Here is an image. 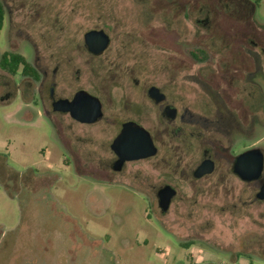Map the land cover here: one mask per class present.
Masks as SVG:
<instances>
[{
	"label": "rangeland",
	"instance_id": "374dc122",
	"mask_svg": "<svg viewBox=\"0 0 264 264\" xmlns=\"http://www.w3.org/2000/svg\"><path fill=\"white\" fill-rule=\"evenodd\" d=\"M2 1L0 57L20 53L50 75L63 63L58 96L72 95L78 87L96 94L104 76L119 119L137 118L121 92L133 93L134 77L169 91L183 89L193 101L197 91L204 95L196 78L217 85L226 70L235 69L220 66L225 59L248 52L252 40L264 50V0ZM164 23L172 27L165 30ZM97 27L112 36L110 56L86 61L77 55V44ZM127 32L152 44L151 55L140 60L152 62L150 70L165 60L162 54L183 56L185 62L170 59L175 75L118 72L116 66L122 71L135 61L114 51ZM198 48L211 60L192 65L186 54ZM104 65L98 77L94 69ZM198 70L199 77L187 75ZM48 86L41 88L46 101ZM38 91V82L21 68L10 74L0 67V264H264V204L244 203L250 189L233 177L226 186L217 176L212 185L180 184L178 197L162 211L157 191L170 177V162L161 164L159 157L128 162L115 172L109 146L113 126L45 116ZM234 94L229 90L225 98ZM145 117L141 114L143 123L150 124ZM254 139L264 148V125ZM196 157L184 156V164Z\"/></svg>",
	"mask_w": 264,
	"mask_h": 264
},
{
	"label": "flooded vegetation",
	"instance_id": "af4514ba",
	"mask_svg": "<svg viewBox=\"0 0 264 264\" xmlns=\"http://www.w3.org/2000/svg\"><path fill=\"white\" fill-rule=\"evenodd\" d=\"M2 3L6 12L5 4L3 1ZM181 8L185 9L184 6ZM182 15L185 16V11L182 12ZM195 23L199 25L201 20L196 18ZM169 25H172V23H167L165 30L172 27ZM90 30H103L108 36L107 46L98 53L91 51L86 42L85 34ZM90 30L85 32L83 40L77 44V55L85 57L86 61L87 57L89 60L101 57L103 59L109 58L108 52L111 49L113 39L106 27H97ZM127 35L128 38L121 40L114 51L117 57L131 54L135 61L132 66L122 69V71L119 66H116L118 72L120 71L128 76L129 74L135 76L137 70H139L146 72L147 75L154 73L167 76L177 69L175 68V63L170 62V59H180L185 62L183 56L176 58L161 53L162 56L164 55L165 60L160 64H155L156 71H152V69H149V67L153 66L152 62L143 63V61H140L143 57L151 55L148 48H153L152 44L144 37H135L133 32H127ZM139 45L142 48L138 50ZM261 49V44L252 40L250 48H247L248 52L239 53L225 59L226 62L220 64V66H234L235 69L226 70L228 75H226V78L224 77V81L221 80V83L215 81L217 85L213 86L204 79L196 78L195 81L199 87L201 86L200 89L204 95L202 96L200 91H197L194 94L193 101H190L188 93L183 89L175 90L176 92L174 90L169 91L167 86L154 83L151 80L141 84L139 79L134 77L133 93L122 89L121 92H123L122 97L135 106L132 110L136 113L137 118L125 117L119 119L115 116V106L113 105L115 96L113 90L108 86L106 87L104 76L100 78L101 82L97 83L99 87L96 94L83 87H78L69 96H58L56 94L57 86L61 83L59 79L61 64L63 65L61 62L55 65L51 75L47 71L40 72L35 67L38 70L39 78L33 80L38 82V104L44 110L45 116L52 118L51 114L67 115L71 120L82 124L93 125L103 121L107 125L113 126L116 134L109 145L115 155L111 166L113 170L118 156L112 149V143L121 132L124 123L133 121L144 127L149 132L156 148L155 154L146 158L126 161L121 170L114 171L122 172L128 162L151 160L157 157H159L161 164L170 162L173 165V170L169 173L170 177L165 179L157 191L158 197L159 190L167 185L175 189L170 207L178 197L181 185L194 186L205 183L212 185L215 176L221 179L218 183L220 185H229L230 179L233 177L245 189H250V194L244 201L245 204H264V197H260L264 186V148L259 144L258 140L254 139L257 129L264 125V50L260 52ZM186 55L188 56L186 59L192 62V65L211 60L202 48L188 50ZM168 60L169 62H167ZM184 64L182 63L181 67L178 65L179 68L184 70ZM209 65L212 64L210 63ZM213 67L214 65H212V69ZM148 69L149 71H147ZM105 70V65L103 67L99 66L96 70L94 69L98 77H101ZM221 70L223 68L219 71L221 72ZM199 71L187 75L195 77L199 74L200 76L201 73ZM215 72L217 73L218 71H213V73ZM171 75H175V73ZM47 82L49 86L46 101L41 94V88L45 87ZM117 87L119 88V86ZM226 89L235 93L230 99L228 97V100L225 95L228 94L229 90ZM80 90H86L100 100L101 116L94 122H80L73 118L69 111L64 112L54 108L55 101L58 99L72 100ZM46 104L49 105V110H46ZM127 104L125 109L129 110ZM141 114L149 116L145 118L151 119V123L148 125L144 124ZM243 139L248 141L240 146L239 141ZM246 152H251L250 157L255 158H257L259 153H262V165L258 173L254 169L250 173L245 172L246 177H243L236 171V163L238 157ZM192 155H197L196 159L184 164V156ZM174 160L175 162H173Z\"/></svg>",
	"mask_w": 264,
	"mask_h": 264
},
{
	"label": "water",
	"instance_id": "95a60500",
	"mask_svg": "<svg viewBox=\"0 0 264 264\" xmlns=\"http://www.w3.org/2000/svg\"><path fill=\"white\" fill-rule=\"evenodd\" d=\"M85 38L90 50L95 53L102 51L108 44V36L103 30H90L85 34ZM54 108L69 111L73 118L83 123L94 122L101 116L100 100L86 90L78 91L72 100L58 99L54 103ZM112 149L118 156L113 167L117 171L121 170L126 161L146 158L156 152L149 132L133 121L124 123L121 132L112 143ZM251 154L243 153L237 159L236 171L243 177H246L245 172L250 173L255 169L258 173L261 169L262 153H259L257 158L250 157ZM174 193L175 189L170 185L159 190L158 202L162 211L169 209ZM260 197H264V186Z\"/></svg>",
	"mask_w": 264,
	"mask_h": 264
},
{
	"label": "trees",
	"instance_id": "16d2710c",
	"mask_svg": "<svg viewBox=\"0 0 264 264\" xmlns=\"http://www.w3.org/2000/svg\"><path fill=\"white\" fill-rule=\"evenodd\" d=\"M5 20L6 12L3 3L0 0V34L4 28ZM0 67L10 74L18 73L21 68L23 75L29 76L35 80L39 78V73L35 66L30 63L22 54L17 52L6 51L2 53L0 57ZM187 245H191V243H188Z\"/></svg>",
	"mask_w": 264,
	"mask_h": 264
}]
</instances>
